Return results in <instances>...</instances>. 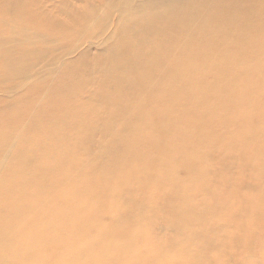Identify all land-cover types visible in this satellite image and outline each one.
<instances>
[{
	"label": "rangeland",
	"instance_id": "374dc122",
	"mask_svg": "<svg viewBox=\"0 0 264 264\" xmlns=\"http://www.w3.org/2000/svg\"><path fill=\"white\" fill-rule=\"evenodd\" d=\"M3 1L7 2L8 0ZM3 1H0V4ZM13 1L17 2L18 0ZM120 2L121 0H23V8L13 7L12 4H1L0 34L3 37H12L16 31L24 29L46 35L50 39L47 43L24 42L22 45L17 46V56L25 52L39 51L48 53L49 58L47 60H51L53 57H61L62 53L65 52V47L71 45L72 42V45H77L79 42L78 44H83L84 51L87 52V54H84V64L87 62L89 67L104 64L103 66L108 65L113 68L111 58L108 59L106 56L98 58L99 50L91 43V37L94 35V30L100 28L101 23L95 20L102 16L101 11L109 7L113 12V5ZM254 3H259V1ZM248 7H250L249 4ZM15 9H18V11H14ZM24 9H26L25 11L28 12L29 16L22 15ZM12 10L15 14L11 12ZM20 10L22 13L19 12ZM35 13L37 17L41 16L45 19L38 21ZM89 15L93 16V19H88ZM117 17V12H113L110 16L112 22L114 18L116 22ZM249 19L244 25L249 31L252 30L251 32L254 35H248L247 37L257 42L255 43L257 49L262 50L264 48V19L254 16ZM51 22H61L62 26L65 25V28L54 29ZM15 25L18 26L15 32H10V27ZM115 25L114 23V27ZM239 41L238 38L231 39L229 36L218 37L216 42L227 46L225 50L229 54L227 55L226 52L225 55L230 57L221 58V60L230 61L234 57L232 60L234 62L237 58L247 59L251 57L239 55ZM86 42H89V44ZM202 44L209 46L210 42L203 41ZM37 56L36 54L32 58L36 60ZM254 56L259 61L263 60L258 53ZM0 57L1 79L5 74L4 63L8 57L4 52L0 53ZM121 59L118 58L117 60L120 61ZM70 65L63 64L56 72H52L53 69L48 70L49 74L42 77L37 72L39 68H47L45 62H43L30 72L29 77L0 84V88L2 87L3 90L16 91L10 98L0 95V107L2 108H0V120L3 118L2 120L5 121L4 124L2 120V124L0 123V140L4 138L2 141L5 143L6 141L7 143H14L16 145L15 151L13 150L15 155L23 151L26 152V156L29 154L27 159L24 155L23 161L25 162L22 161L24 165L19 162L12 164L11 168L15 172L13 176L5 177L13 183L18 181L17 185L16 182L14 183L15 190H18L17 193L7 190L5 192L8 195H6L4 191H1V194L4 193L2 194L4 196V206L12 212H18L17 216L8 221L9 225L12 226H10L12 230L5 233L4 240L14 238L16 242L21 243L22 241V249L20 245L6 246L5 248L0 246V261H2V258L12 257V254L21 256L22 252L28 250L30 253L24 254L21 258L23 264H63L65 261L67 264H79L77 262L83 260L75 261V256L81 253V245L83 244L84 263L81 264H137L135 255H132L133 259L130 258L129 260L130 252L126 250L120 254L117 248H124L129 242L137 239L139 232L142 234V236L139 235V244H137V258L141 260L140 264H142V261H148L154 256H156V264H264V89L261 87L259 90H255L251 102L243 99L238 104L234 101V106L230 103L231 98L224 97V95L219 100L211 102L209 106L191 104L190 102L185 103V101L190 100H184L187 97H183L182 94L180 97H183V99L177 100V102L185 103L186 110H195L196 116L189 117L187 113L184 122L177 127L181 131L175 134L174 137L167 139L166 144L169 146L167 150L160 148L146 150L147 154L142 161L128 162L121 167L118 164L119 155L113 153L110 155L111 159L115 157L112 159V163L98 168L96 161L99 160L98 157L101 155V145L110 138V135L104 136L101 133L100 130L105 125L98 118L106 110L108 111V120H110L112 114L118 112L115 103L107 106L101 103L100 93L107 92L108 89L116 90L118 86L112 78L101 72L90 71L87 68L88 66H84V72L78 73V75H84V79L79 81L76 76H73L64 80L60 74L62 71L69 73L71 70ZM240 69L247 70L248 67L240 66ZM58 71L60 74L57 75ZM116 74L122 76L124 71L117 70L114 72L113 69V75ZM262 74H264V71ZM58 76L59 78H57ZM32 82L33 87L31 86ZM65 84L67 88L72 85L74 86L72 90L76 91L77 89L79 91L69 90L65 87ZM80 87L84 90L81 91ZM135 91L137 93L143 92L140 88H135ZM116 93L121 95L124 90H118ZM167 97L169 96L167 95ZM43 98L45 101H43ZM46 100L49 103L46 104ZM50 101H57L59 106L54 104V107L52 103L55 102L51 103ZM43 104H46L45 107H43ZM136 107L132 104L129 109ZM234 109L237 113L247 112L254 118L252 120H243L238 116L233 118ZM42 110H46L47 114L45 115ZM40 113L43 115L41 116ZM32 115H34V119ZM52 115L55 116L54 119ZM10 118L12 120L14 118V120L10 121ZM5 119L9 120L10 124ZM204 122L209 123L205 127L195 128V126ZM53 124H60L61 126L59 125L58 128ZM70 124L71 126H69ZM21 125L22 128H19ZM119 125V122H114L112 132H116ZM12 129H16L17 132H13L16 136L12 134ZM88 130H92L93 135L87 137L84 134V140H79L82 136L78 135V132L84 131L85 133ZM21 131H24L25 134ZM7 132L12 135H8ZM74 132H77V135ZM67 135L71 136L68 137ZM65 136L68 138L67 140ZM9 138L12 140L8 141ZM150 139L162 141L163 137L161 134L156 133L151 134ZM72 140L75 142H72ZM205 140L209 142L201 146L195 144V142ZM17 141L23 148L20 145V148H18L19 143H15ZM45 141L57 142L59 150L63 146L65 148L63 147L64 150L62 149L61 153L57 150L58 147L56 148L57 143L48 145L49 142L46 144ZM3 142L0 141V145ZM71 142L73 145L70 144ZM41 143L44 147H41ZM111 143L114 144L112 139ZM149 143L151 142L148 141L147 144ZM229 145H231L230 153L227 150ZM49 147L52 149H49ZM260 147L262 149L258 152L255 149L252 150ZM68 148L70 151L69 157L72 155L78 157L76 163L66 166L65 169L61 167L51 169V167H43L39 164L43 161L46 162V160L60 163L64 160L65 155L67 157ZM53 149L54 151L56 149L57 152H54ZM49 152L53 153L55 157L38 160L37 157H41L39 155ZM165 153H171V158L174 161L181 159L178 153L189 154L186 160L187 165L184 163L183 167L172 175H168L167 171L165 172L168 180L172 178L182 180L181 184L179 183L176 186V191L179 194L173 192L177 197L173 200L168 199L164 208H161L159 213L155 214V218L148 216L149 219L140 222L129 217L127 219L124 217L120 221L117 220L116 212L118 210H133L137 214L141 212L142 210L138 209V204L143 200H145V203H151L156 207L161 206V197L168 195L166 189H160L159 186L155 188L143 187L140 184H128V188H131L132 191L127 193L125 187L127 183L126 174L131 169V165H133V168H141L142 170L148 167L152 168ZM190 168L192 171L189 170ZM118 169L121 172L118 173ZM52 171L54 173H51ZM56 172L61 173L57 174ZM63 173L67 175V194L65 198H62V192L58 190L59 193L55 196L60 194V199L64 201V209L61 205L55 206L51 203L38 205L37 201L40 198L37 197V190L39 192L43 191V194L46 195L50 193L52 187L58 189L59 187L56 186H59L60 183L57 178L60 179ZM104 174H107V178L101 180ZM159 174L163 176L161 172ZM39 175L41 176L38 177ZM53 177H56V179H53ZM90 179H95V181ZM55 180L58 184L54 182ZM28 187L30 189L23 190ZM143 189H146L147 192ZM35 193H37V196H35ZM143 194H145L144 198L141 197ZM181 194L182 197L179 198ZM6 198L12 199L14 203H7ZM41 198L43 197L41 196ZM42 211L44 214H42ZM63 213L67 217L66 220L62 218ZM39 215H42V218L38 217ZM0 217H2V214H0ZM132 218H134V213ZM154 219H157V221H154ZM13 225H16V230L13 229ZM0 226L1 230L3 225ZM101 226L105 229H119L120 227L126 232L113 237L108 235L104 237L102 236L104 233L98 228ZM148 227L152 229L151 232L148 231ZM4 230L7 231L6 228ZM140 231H144V233ZM101 236L102 239H100ZM4 240L0 239L1 245L5 242ZM98 240L99 242L96 243ZM88 245L89 248L85 249ZM144 248H146V252ZM155 248L158 249V252H152ZM170 254L173 257H170ZM200 257H204V260L198 262ZM87 260L89 263H87Z\"/></svg>",
	"mask_w": 264,
	"mask_h": 264
},
{
	"label": "bare ground",
	"instance_id": "6f19581e",
	"mask_svg": "<svg viewBox=\"0 0 264 264\" xmlns=\"http://www.w3.org/2000/svg\"><path fill=\"white\" fill-rule=\"evenodd\" d=\"M257 1H259V3H254ZM247 3L250 5V7H248ZM1 4L2 5L12 4L11 6L13 7L23 8V0H18L17 2H14L13 0H8L7 2L4 1L1 2ZM25 10L26 9L22 10L23 13L21 10L19 12H21L22 15L24 14L26 16H29L28 12ZM14 11H18V9L17 10L15 9ZM14 11L12 10L11 12L13 13ZM101 12H102V16L97 18V20H95L96 22L99 21L101 25L99 26L100 27L99 29H97L96 31L94 30L93 32L94 35H92L91 37L92 39L91 43L94 44L95 48H98L99 50L98 58H103L106 56V58L112 59L111 62H113V68L109 67L108 65L103 66L104 64L101 66L96 64L95 66L92 67H89L87 65V62L84 64V58H85L84 54H87V52L84 51L83 48L84 45L81 43L78 44L79 42L77 43V45L76 44L72 45L73 42L71 43V45L68 43L69 45L65 47V52L62 53L63 55L59 58L53 57V59L51 60H47L49 58L48 53L39 52V51L25 52L20 56H17L16 55L17 46L22 45L24 42L38 41V42L47 43L50 41V39L46 35L30 32V30L21 29L20 31L15 32V30L18 27L17 25L11 26L9 30L10 32L11 31L15 32L14 36L3 37L0 34V53L4 52L5 55L8 57L7 61L4 63L5 74L3 77H1L0 84L11 82L16 79L21 80L29 77L31 74L30 72L34 68H37L38 65L43 64V62H45L47 68L46 69H44L43 67L39 68L37 72L38 75H42V77L49 74L48 70L53 69L52 72H56V70L60 68L63 64L66 66H69L71 64L70 65L71 70L69 71V73L68 72L64 73V71H62L60 74V72L58 71L59 73H57V75L60 74L64 78V80L67 77L76 76V78L80 81L84 79V75L82 74L78 75V73L84 72V66L86 67L88 66L87 68H89L90 71L104 73L117 83L118 89L116 90L108 89L107 92L100 93L101 103L104 106L115 103L117 105L118 112L116 114H112L110 120H108L109 116L107 110L103 111L98 118L99 121L105 125L101 128L100 130L101 133L104 136L110 135L109 140L101 145L100 148L101 155L98 157L99 160L96 161L98 168L111 164L112 159L115 158L114 157L111 159L110 157V155H112L113 153L119 155L118 164L121 167L124 164L126 165V163L128 162L142 161L147 154L146 150L149 151L152 148H160L162 150H167L169 148V146L166 144L167 139L174 137L175 134L181 131V129L177 127L184 122L187 113L189 117L196 116V113L194 112L195 110L192 111L185 109L184 104L186 102H190L191 104L210 106L211 102L219 100L220 97L224 95V97L231 98L230 103L232 106H234V101H236L238 104L243 99H246L249 102H251L252 97L254 96L255 93L254 91L259 90L261 87L264 89V74H262V72L264 71V48L262 50L257 49L255 45V43L257 42L252 41L250 37L249 38L247 37L248 35H252V34L254 35V33L251 32L252 30L249 31L248 28L244 25L245 22H248L250 20L249 18L251 16L261 17L264 19V0H121L120 3L113 5V12H117L118 14L116 22H115L116 17L114 18L113 22L112 19L110 18V16L113 14L111 8L108 7L106 9H103ZM77 14H79V12H77ZM77 14L75 13L76 16H78ZM35 17L38 21L45 19L44 17L41 16L37 17L36 13H35ZM92 17L93 16L89 15L88 19H93ZM77 18L76 20H78ZM2 20L1 22L3 23ZM51 23L53 24L54 29H62L65 26V25L62 26L61 22H60L61 24L59 22H51ZM114 23L117 26L115 25L114 27ZM219 36H229V38L231 39L238 38L240 40L238 43L240 46L239 55H245L246 57L248 56L251 57L247 59L237 58L234 62H232L234 57L230 61L221 60V58H230V57L225 55V53L227 52L225 50L227 49V46L225 44L220 45L219 43L216 42ZM203 41L210 42V45L204 46L202 44ZM86 43L89 44V42ZM256 53H258L261 56V58H263L262 61H259L258 58H255L256 56L254 55ZM36 54L38 56L36 60H34L32 56H35ZM228 54L229 53L227 52V55ZM118 58H122V59L118 61L117 60ZM240 66H247L248 69L242 70L240 69ZM113 69L114 72H116L117 70H123L124 74L122 76H120L119 74L113 75ZM65 70L67 69L65 68ZM59 76L57 78H59ZM186 79L187 81H185ZM60 84L62 85V83ZM31 86L32 87L34 86L33 82ZM62 87L63 86H61V88ZM1 88H0V93H1L0 95L8 98H10L12 94L16 92L13 90L12 92L8 90H3ZM68 88L69 90H72L74 86L71 85ZM135 88H140V90L143 92L137 93L135 91ZM80 90L82 91L84 89L81 88ZM118 90H124V93L121 95L117 94L116 91ZM77 91L79 90L76 89V91L74 92ZM64 94L68 95V93L66 92H64ZM182 94L183 97H187V99L184 100H190V101H185V103L177 102V100L183 99V97H180ZM167 95L169 97H167ZM75 97H77V95H75ZM43 101H45V99ZM52 102L51 103L53 105L57 104V101H52ZM47 103L49 102L47 101L46 104ZM46 104H43V107H45L44 105ZM132 104L136 105L137 107L129 109V107ZM57 106L59 105L57 104ZM17 108L19 109V107ZM21 108L23 109V107ZM234 110L235 111L232 114L233 118H236V116H238L243 120H252L254 118L251 114H247V112L237 113L236 109ZM42 111L45 112L44 110ZM44 114L46 115L47 113L45 112ZM10 115L14 116L13 114ZM40 115L42 116L43 114L40 113ZM33 116L34 115H32V118ZM55 116L57 119L58 118L57 114ZM55 116L52 115V118L54 119ZM36 119L39 121L38 118ZM11 120L12 119L10 118V121ZM8 121L9 120H7L6 122ZM10 121L8 122L9 124ZM114 122H119L120 124L119 128L116 129V132L115 131L112 132L111 130L113 128ZM2 123L4 124L5 121ZM208 123L209 122L198 124L197 126H195V128L205 127L206 125H208ZM59 125L53 124V126H58V128L61 126ZM69 126H71V124ZM19 128H22V125ZM50 128L53 129V127L51 126ZM63 128L64 126L62 127V129ZM14 131L17 132L15 129L11 131L12 134ZM22 133L25 134L24 131ZM156 133L161 134V136L163 137L162 141H158L157 140L158 138L155 141L154 139H150L151 134H156ZM7 134L10 135V132L9 133L7 132ZM84 134L87 137H89L93 135V131L88 130L85 133L84 131L78 132V135L82 136V138L81 139L79 138V140H84ZM13 135L16 136V134ZM71 135H67V136L69 137ZM76 135L74 136L76 137ZM24 136L27 138L26 135ZM59 136L62 137L61 135ZM10 138L8 141L12 140ZM65 139L67 140L68 138H66L65 136ZM111 139L114 142V144L111 143ZM2 140H4V138ZM2 140L0 141L3 142ZM62 141L60 142L62 143ZM148 141H150L151 143L147 144ZM48 142L49 141H47L46 144ZM72 142L75 141L72 140ZM72 142L70 144H72ZM207 142L209 141L205 140L201 142H195V144L197 146H201ZM15 143L18 144L19 142L17 141ZM50 143L51 145H53L54 142L53 143L49 142L48 145H50ZM56 143H54V145ZM19 145L20 143L18 144V148L21 147V145L20 147ZM40 145L41 147H44V145L42 146V143ZM57 145L58 143L56 144V148L59 146ZM15 146L16 145L14 143L13 144L11 142L7 143V141L6 143L3 142V144L0 145V214H2V217H0V225H3V228L0 230L1 240H4V236L6 232L12 230L11 228L12 226L9 225L8 221L12 217L18 215V212H12L10 211V209L4 206V201H3L4 196H2V194L4 193L1 194V191L7 192V190H9L12 193H17L18 191L15 190V184H14L16 182L17 185L18 181H15L13 183L10 180L5 179L6 176L14 175L15 172L11 168L12 164H15L16 162L22 163L24 159V155L26 153L25 151H23L22 153L15 155L14 154ZM230 146L231 145L227 147L229 153H230ZM63 147L65 148V146ZM63 147L60 148L61 150H59L58 147L57 150H59L62 153V149L64 150ZM49 149L52 148L49 147ZM254 149L256 152H258L262 148L261 147L253 148L252 150ZM39 150L40 149L38 148V152ZM57 150L55 149L54 151L53 149L54 152H57ZM41 152L43 151L41 150ZM69 152L70 151L68 148L66 152L67 157L65 155L64 160L61 161L60 163H54L53 161L50 162V160L49 161L46 160V158L55 157L54 154L51 152L43 153L39 155L41 157H37V158L39 161L41 158H44V160H46V162L43 161L42 163L41 162L39 163L43 167H51V169L61 167L65 169L66 166L76 163V161L78 160V157L75 155L69 157ZM27 156L25 155L26 159L28 158ZM178 156L181 159L183 158L182 161L181 159L179 161H174L171 158V153H165L160 157V159L152 168L148 167L145 168L144 170H142L141 168H133L132 167L133 165H131V169L126 174L127 176L126 187L124 186L126 188L127 193L132 191L131 188H128L127 186L128 184L129 185L140 184L143 187L156 188L157 186H159L160 189H166L168 195H163L161 197L160 207H156L151 203H145V200H143L142 202L140 201V203L138 204L139 205L138 209L142 211L139 212L138 214L135 213L133 210H127V211L118 210L116 212L117 220L120 221V219L122 220L124 217L126 219L129 217L137 222H140L141 220L149 219L148 216L151 218H155V214L156 213L158 214L161 208H164V205H166L168 199L173 200L177 197L176 195L173 194V192L179 194V192L176 191L177 189L176 186L179 183L181 184L182 180L175 178L168 180L166 178L165 172L167 171L168 175H172L175 171L182 168L184 163L187 165L186 160L188 159L189 154L178 153ZM22 165H24V163H22ZM189 170H191V168ZM53 171L51 173H54ZM117 172L118 173L121 172L120 169H118ZM160 172L163 174L164 177L159 174ZM40 176L41 175H39L38 177ZM56 177H53V179L54 178L56 179ZM60 177H61L60 179L57 178L58 182L60 183L59 186L58 185L56 186L59 187L58 189L55 187H54L55 189H53L52 187L50 193L46 195L43 194V191L39 192V190H37L38 196L37 193H35L36 194L35 196L40 198L37 201L38 205L39 204L42 205L43 203H47V204L51 203V205H55V206L61 205V207L64 209V201L60 199V194L55 196L57 193H59V191L62 192L61 194L62 198H65L67 194L66 191L67 175L63 173ZM106 178H107V174H104V177L101 180ZM34 180H36V178H34ZM41 180L43 181L42 177ZM90 180L95 181V179H90ZM54 182L57 183L56 180ZM27 189H30V187L26 189L24 188L23 190H27ZM143 190L147 192L146 189ZM6 195L8 194L6 193ZM41 196L43 198H41ZM144 196L145 194L141 195L142 198H144ZM180 197H182V194L179 196V198ZM179 198L177 199L179 200ZM6 202L9 204L14 203L13 200L9 198H6ZM147 206H148V210H147ZM43 211L42 214H44ZM133 213H134V218H132ZM38 217L42 218V215L41 216L39 215ZM62 218H65L66 220L67 217L65 213L62 214ZM154 221H157V219H154ZM5 228L7 229V231L4 230ZM98 228L100 229L101 232L104 233V235H102L104 237H106L107 235L109 237H113L114 235L116 236L119 233L126 232L120 227L119 229H113V228L105 229L103 228V226ZM13 229L14 230L17 229L16 225L14 226ZM151 230L152 229L148 227V231L151 232ZM140 232L144 233V231H140ZM137 235H138L137 239H134L131 242H129V244L124 248H117V249L120 252V254L128 250L130 252L128 259L129 260L130 258L133 259L132 255H135L136 263L140 264L141 260L137 258V244H139L138 242L139 235L142 236V234L138 232ZM102 236L100 239H102ZM98 242L99 240L96 243ZM15 245H20L22 249V241L21 243L16 242V239L14 238L7 239L4 243H2V245L0 244V246H3V248H5L6 246L14 247ZM88 248L89 245L86 246L85 249ZM144 250L146 252V248H144ZM80 251L81 253L75 256V261L79 259L83 260L82 262H77L79 264L84 263L83 244L81 245ZM155 251L158 252V249L155 248L154 251L152 252ZM27 253L30 252L27 250L25 252H22L21 256L12 254L11 255L12 257H8L6 259L2 258L0 264H23L24 262L22 261L21 258L23 257L24 254ZM171 256L172 255L170 254V257ZM203 260L204 257L198 258V262H201ZM87 263H89L88 260ZM63 264H67V262L65 261L63 262ZM142 264H156V256H154L152 259H149L148 261H142Z\"/></svg>",
	"mask_w": 264,
	"mask_h": 264
}]
</instances>
